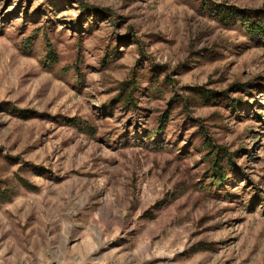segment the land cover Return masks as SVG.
<instances>
[{"label":"rangeland","instance_id":"obj_1","mask_svg":"<svg viewBox=\"0 0 264 264\" xmlns=\"http://www.w3.org/2000/svg\"><path fill=\"white\" fill-rule=\"evenodd\" d=\"M244 16L264 24V0H0V264H264ZM209 142L233 157L220 187Z\"/></svg>","mask_w":264,"mask_h":264},{"label":"trees","instance_id":"obj_2","mask_svg":"<svg viewBox=\"0 0 264 264\" xmlns=\"http://www.w3.org/2000/svg\"><path fill=\"white\" fill-rule=\"evenodd\" d=\"M77 1H79V0H77ZM88 8L89 9H87V10L89 12L97 10L96 8H94L92 6H88ZM224 11L225 12H223V16L225 17L224 18L225 20H231V19H233L232 21L238 20V16L239 15L236 12L232 13L230 10H224ZM242 21H243V23H242L243 27L246 29V31H248V33L252 37L253 36L256 37V35H260L261 38L264 40V24H260L257 21H253L248 16H244L242 18ZM50 49H52V50H50V53H49V62H55L56 61V57H57L56 53L53 51V48H50ZM122 85H123V92L121 94H119L120 98H119V100H117V102L124 104V107L127 108L130 105L134 104V102H133V99H132V96H131L130 93H128L130 95V97L127 100H125V98H123V96L126 95V93L128 91H130L131 89H133V91H134L135 87H136V83L135 82H127V83L124 82ZM206 99H208V98L206 97ZM5 105L9 106L8 108L11 107V104H9V103H6ZM248 107H250V106H248ZM26 115H28V114H26ZM66 121H67V123L69 125H73V126H75V125L77 126L78 125V120L76 118H67ZM164 121H165L164 125H166V121L167 120H164ZM151 141L155 142V144H160V145H163V142H164V140H159V139L158 140L157 139H152ZM208 149H209L208 158H209V161L212 163V165H211V175L208 176L209 180H210V184L209 185L212 186V187L223 186V185H225V183H227V181H229V179H231L229 177V174L232 171L231 170L230 171L224 170L223 169L224 167L222 166L221 163H223L224 161L228 162V160L231 161L232 158H233L232 154H229V158H227L225 155H223V154L226 153V150H224L223 148H219V147L213 146L211 142H209V144H208ZM222 151H224V152H222ZM20 180L23 182V184H26L29 187H35L28 180H24L23 178H20ZM1 191H2V188H1V185H0V195L3 197L1 199L4 202L11 201L12 196L11 195L5 196L4 193L7 194V192H4V191L1 192ZM4 196L6 198H4Z\"/></svg>","mask_w":264,"mask_h":264}]
</instances>
